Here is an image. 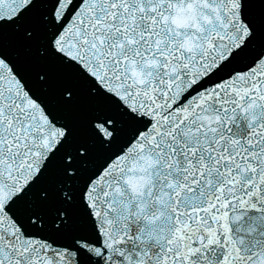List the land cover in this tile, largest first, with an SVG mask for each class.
<instances>
[{"label": "snow or ice", "instance_id": "snow-or-ice-1", "mask_svg": "<svg viewBox=\"0 0 264 264\" xmlns=\"http://www.w3.org/2000/svg\"><path fill=\"white\" fill-rule=\"evenodd\" d=\"M0 264H264V0H0Z\"/></svg>", "mask_w": 264, "mask_h": 264}, {"label": "water", "instance_id": "water-1", "mask_svg": "<svg viewBox=\"0 0 264 264\" xmlns=\"http://www.w3.org/2000/svg\"><path fill=\"white\" fill-rule=\"evenodd\" d=\"M5 51L9 55H13L17 58L21 72L25 76L29 86L36 92L37 95L47 100L49 105L52 106L55 115L59 118L66 119L70 124H72L76 138L78 140L86 139L91 112L94 108L103 107V102L90 100L87 96L86 87L81 84L79 85V104L70 111L64 110L56 103L59 94L58 82L66 79L68 74L61 70H53L47 91H45L44 86L40 85L38 82L32 58L24 51V46L19 44L15 37L10 33H6L5 36ZM96 151L100 154L99 149ZM54 181L55 175L53 173L50 174V176L39 187H53Z\"/></svg>", "mask_w": 264, "mask_h": 264}]
</instances>
